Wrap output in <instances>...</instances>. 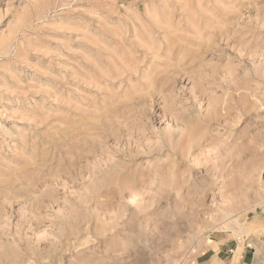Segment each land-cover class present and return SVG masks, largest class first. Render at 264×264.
Returning a JSON list of instances; mask_svg holds the SVG:
<instances>
[{"label":"rangeland","instance_id":"obj_1","mask_svg":"<svg viewBox=\"0 0 264 264\" xmlns=\"http://www.w3.org/2000/svg\"><path fill=\"white\" fill-rule=\"evenodd\" d=\"M261 208L264 0H0V264H183Z\"/></svg>","mask_w":264,"mask_h":264},{"label":"crops","instance_id":"obj_2","mask_svg":"<svg viewBox=\"0 0 264 264\" xmlns=\"http://www.w3.org/2000/svg\"><path fill=\"white\" fill-rule=\"evenodd\" d=\"M264 239V208L250 213L239 230L211 232L183 264H258L250 241Z\"/></svg>","mask_w":264,"mask_h":264},{"label":"bare ground","instance_id":"obj_3","mask_svg":"<svg viewBox=\"0 0 264 264\" xmlns=\"http://www.w3.org/2000/svg\"><path fill=\"white\" fill-rule=\"evenodd\" d=\"M105 196V195H104ZM129 231V230H128ZM104 243V242H103ZM147 244V243H146ZM148 246V245H147ZM139 251V250H138ZM145 251H143V253H144ZM147 252V251H146ZM145 252V253H146ZM139 254V253H138ZM141 254H142V252H141ZM140 255V254H139ZM147 255V253L145 254V256ZM143 259V258H142ZM138 261V260H137ZM141 261V260H140ZM143 261V260H142ZM141 263V262H140ZM142 264V263H141Z\"/></svg>","mask_w":264,"mask_h":264}]
</instances>
